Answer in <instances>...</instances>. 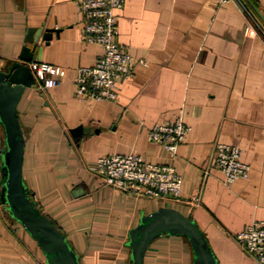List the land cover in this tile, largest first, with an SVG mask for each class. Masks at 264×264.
<instances>
[{"label":"crops","instance_id":"crops-1","mask_svg":"<svg viewBox=\"0 0 264 264\" xmlns=\"http://www.w3.org/2000/svg\"><path fill=\"white\" fill-rule=\"evenodd\" d=\"M243 1L250 15L240 0H126L118 11L119 40L145 61L121 83L118 101L89 103L77 94V69L95 63L103 49L83 38L77 0H0V68L33 46L27 36L36 27L42 31L34 61L67 70L62 84H35L20 101L23 172L39 208L69 236L82 264H133L129 232L143 212L161 207L192 214L220 264H262L236 239L253 220H264V0ZM47 28L55 30L50 40L43 39ZM179 118L191 130L172 158L148 132ZM79 125L84 133L75 137L71 128ZM217 141L241 146L251 165L247 178L228 184L220 169L209 168ZM5 144L0 121V189ZM134 150L175 164L183 177L179 198L120 191L94 174L101 155ZM44 260L38 240L0 201V264ZM193 261L185 235L159 236L146 254V264Z\"/></svg>","mask_w":264,"mask_h":264},{"label":"built area","instance_id":"built-area-1","mask_svg":"<svg viewBox=\"0 0 264 264\" xmlns=\"http://www.w3.org/2000/svg\"><path fill=\"white\" fill-rule=\"evenodd\" d=\"M240 2L248 11L246 3ZM77 4L84 22L83 38L103 49L95 63L78 67L75 77L77 94L89 103L116 102L120 98L121 83L134 74L139 62L145 61L135 58L119 40L118 11L125 7L126 0H77ZM30 65L41 89L58 86L67 76L66 68L60 65L34 60ZM190 130V124L179 118L154 124L148 136L175 158L178 147ZM242 155L241 146L217 141L212 147L209 168L220 169L225 181L232 184L250 175L251 165ZM93 170L101 182L120 191L155 198H179L182 193L183 177L173 162L147 160L137 150L103 154ZM199 199L200 195L196 201ZM236 239L249 254L264 264L263 219L253 220L236 235Z\"/></svg>","mask_w":264,"mask_h":264},{"label":"water","instance_id":"water-1","mask_svg":"<svg viewBox=\"0 0 264 264\" xmlns=\"http://www.w3.org/2000/svg\"><path fill=\"white\" fill-rule=\"evenodd\" d=\"M39 30L41 32L42 28L30 27L27 40L33 42V46L25 45L20 60L14 61L6 69L0 68V121L6 138L1 158L0 201L38 240L45 260L36 264H82L81 256L69 236L59 229L50 215L39 208L23 172L26 134L19 104L26 89L37 82L30 62L34 60L39 39L36 33ZM54 31L53 28H47L43 39L50 40ZM84 130V125L71 128L75 137L82 136ZM81 190L78 188L75 193ZM162 235H185L193 249V264H220L197 220L192 214L174 207H161L148 214L142 213L140 222L130 230L127 242L131 246L133 264H146L150 245Z\"/></svg>","mask_w":264,"mask_h":264},{"label":"trees","instance_id":"trees-1","mask_svg":"<svg viewBox=\"0 0 264 264\" xmlns=\"http://www.w3.org/2000/svg\"><path fill=\"white\" fill-rule=\"evenodd\" d=\"M251 4V6H253L254 7V5H252V3H250ZM32 195V194H31ZM33 197V196H32ZM55 222V221H54ZM56 223V222H55ZM56 225L58 226V224L56 223ZM59 227V226H58ZM59 229L61 230V228L59 227ZM63 233H65L63 230H61Z\"/></svg>","mask_w":264,"mask_h":264}]
</instances>
